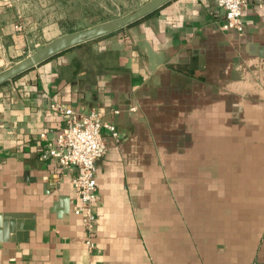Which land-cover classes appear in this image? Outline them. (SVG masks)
Segmentation results:
<instances>
[{
	"label": "crops",
	"instance_id": "obj_1",
	"mask_svg": "<svg viewBox=\"0 0 264 264\" xmlns=\"http://www.w3.org/2000/svg\"><path fill=\"white\" fill-rule=\"evenodd\" d=\"M223 17L216 0H170L0 85V216L32 215L26 235L0 233V264H264V226L245 222L264 212V0L241 33ZM26 41L0 24V66ZM52 101L102 108L119 132L102 131L91 250L77 169L41 157L66 120Z\"/></svg>",
	"mask_w": 264,
	"mask_h": 264
},
{
	"label": "built area",
	"instance_id": "obj_2",
	"mask_svg": "<svg viewBox=\"0 0 264 264\" xmlns=\"http://www.w3.org/2000/svg\"><path fill=\"white\" fill-rule=\"evenodd\" d=\"M195 1L204 2V0ZM216 3L224 13L220 28L241 33L242 15L247 7V0H216ZM50 107L64 114L66 120L57 133L54 143L46 145L41 157L54 159L63 170L77 169L71 184L78 202L71 211L80 217L85 233L84 245L87 250H91L95 245L96 205L99 201L95 163L104 155L107 148L102 131L108 130L113 137H119V132L114 124L103 119L102 108L75 111L56 101H52ZM39 135L44 137L45 133Z\"/></svg>",
	"mask_w": 264,
	"mask_h": 264
},
{
	"label": "rangeland",
	"instance_id": "obj_3",
	"mask_svg": "<svg viewBox=\"0 0 264 264\" xmlns=\"http://www.w3.org/2000/svg\"><path fill=\"white\" fill-rule=\"evenodd\" d=\"M148 1L0 0V24L14 20L20 30L23 31V34L27 36L26 48L13 54L8 62L1 65L0 72L11 66L19 58L62 34L82 30L100 22L125 16ZM54 23L59 26L56 32H52ZM247 151H251V149H247ZM249 182V180L245 181L247 184L244 185V191L247 189V185H250ZM255 211L250 220L247 216L245 217L246 225H250L258 214L260 231H262V226H264L262 225L264 224L262 201L258 213L257 210ZM216 230L212 228L213 235H216Z\"/></svg>",
	"mask_w": 264,
	"mask_h": 264
},
{
	"label": "water",
	"instance_id": "obj_4",
	"mask_svg": "<svg viewBox=\"0 0 264 264\" xmlns=\"http://www.w3.org/2000/svg\"><path fill=\"white\" fill-rule=\"evenodd\" d=\"M168 1L170 0H149L125 16L100 22L82 30L62 34L36 48L1 71L0 84L9 81L27 69L72 46L115 32L143 18ZM29 217H32V215H28L27 213L9 212L2 214L0 216V233L3 238L5 239L7 236L12 238L10 234H14L17 238L20 235H26V232L31 229L32 222L28 223V221H24L23 219Z\"/></svg>",
	"mask_w": 264,
	"mask_h": 264
},
{
	"label": "trees",
	"instance_id": "obj_5",
	"mask_svg": "<svg viewBox=\"0 0 264 264\" xmlns=\"http://www.w3.org/2000/svg\"><path fill=\"white\" fill-rule=\"evenodd\" d=\"M157 11V9L156 10H154L153 12H151V13H149V14H147L146 16H144L143 18H141V19H144V18H147V17H149V16H151L153 13H155ZM140 20V19H139ZM6 83V82H5ZM4 83H2V84H0V85H3Z\"/></svg>",
	"mask_w": 264,
	"mask_h": 264
}]
</instances>
